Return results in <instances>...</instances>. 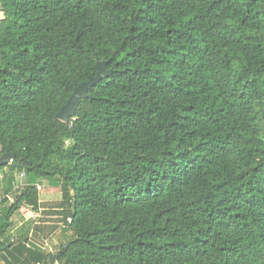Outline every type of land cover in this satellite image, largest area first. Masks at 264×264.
<instances>
[{
    "label": "trees",
    "instance_id": "1",
    "mask_svg": "<svg viewBox=\"0 0 264 264\" xmlns=\"http://www.w3.org/2000/svg\"><path fill=\"white\" fill-rule=\"evenodd\" d=\"M0 13V157H15L0 168L3 264H264V0ZM101 63L110 75L59 120ZM50 202L55 253L11 233Z\"/></svg>",
    "mask_w": 264,
    "mask_h": 264
},
{
    "label": "rangeland",
    "instance_id": "2",
    "mask_svg": "<svg viewBox=\"0 0 264 264\" xmlns=\"http://www.w3.org/2000/svg\"><path fill=\"white\" fill-rule=\"evenodd\" d=\"M1 19H3V14H1ZM9 171L10 170H8V169H6L4 171H0V176H2V177H0V200H3V195H2L3 194V192H2L3 190H2V188L5 187V185H6L5 176H10L11 177V173ZM14 177H15L14 178L15 186L18 187L20 185L23 186V184H25V180L23 181L21 179L20 175H15ZM47 186H48L47 182H44L42 184L43 188L47 187ZM12 202H14V201L12 200L11 203ZM45 204H53L52 206L48 207V209H49L48 212H52L54 214L55 213L54 210H56V206L59 203L58 202H56V203L55 202H50V203H45ZM9 205H11V204H9ZM29 211L33 212V210H31V209L23 207L14 216V218H13V227H12V230H11L12 235L17 234L20 230H25V231H27L29 229L31 230V227L34 224V221L37 220L36 219L37 216H34V214H30L29 215V213H30ZM56 220H58V219L56 218ZM59 227L63 228L62 225L59 226ZM62 238L63 237H61V233H60V229H59V230H57L55 232V234L52 237L49 238V241H47L46 244H48V242H49L50 246L52 247L53 252L55 253V252H57L59 250V247H60V245L62 243ZM46 239H48V237L45 238V240ZM0 264H3L1 259H0Z\"/></svg>",
    "mask_w": 264,
    "mask_h": 264
},
{
    "label": "water",
    "instance_id": "3",
    "mask_svg": "<svg viewBox=\"0 0 264 264\" xmlns=\"http://www.w3.org/2000/svg\"><path fill=\"white\" fill-rule=\"evenodd\" d=\"M109 75L110 72L106 71L105 63L99 64L98 75L94 78L91 77L89 81L81 84L78 88L75 89L66 106L58 114V119L62 122H68L79 108L81 100L89 98V91L101 81L106 80ZM14 158L15 157L11 154H5L0 157V168L10 164L14 160ZM1 250H6V248H2ZM50 259L52 262L54 261L53 256H50Z\"/></svg>",
    "mask_w": 264,
    "mask_h": 264
},
{
    "label": "crops",
    "instance_id": "4",
    "mask_svg": "<svg viewBox=\"0 0 264 264\" xmlns=\"http://www.w3.org/2000/svg\"><path fill=\"white\" fill-rule=\"evenodd\" d=\"M0 20H1V14H0ZM2 177V176H0ZM53 204H43L39 211H29L30 214H34V216H37V220L34 221V224L31 227L30 232V241L33 243L38 244L39 246L43 247L45 251H48L52 249L50 246L49 238L52 237L56 232V226L58 221L56 218H59L55 213L48 212V207L52 206ZM55 211V210H54ZM31 219V218H30ZM45 240V238H47ZM1 259V258H0ZM2 261V260H1Z\"/></svg>",
    "mask_w": 264,
    "mask_h": 264
},
{
    "label": "built area",
    "instance_id": "5",
    "mask_svg": "<svg viewBox=\"0 0 264 264\" xmlns=\"http://www.w3.org/2000/svg\"><path fill=\"white\" fill-rule=\"evenodd\" d=\"M25 178H26V175L25 174H21V179L24 181L25 180ZM25 184H23V186H24ZM20 187H22V185H20V186H15V189H18V188H20ZM13 200V199H12ZM11 200V201H12Z\"/></svg>",
    "mask_w": 264,
    "mask_h": 264
}]
</instances>
